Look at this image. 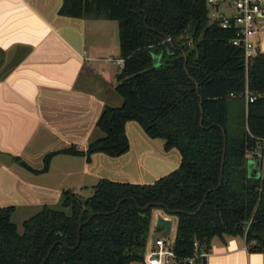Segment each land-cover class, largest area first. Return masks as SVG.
<instances>
[{
	"label": "trees",
	"instance_id": "16d2710c",
	"mask_svg": "<svg viewBox=\"0 0 264 264\" xmlns=\"http://www.w3.org/2000/svg\"><path fill=\"white\" fill-rule=\"evenodd\" d=\"M57 13L117 22L114 90L122 103L103 107L95 122L101 136L85 149L50 151L40 169L15 160L39 174L57 154L118 157L129 150L125 123L134 121L164 150L176 149L180 164L149 184L100 179L85 199L63 190L61 209L42 206L22 233L11 221L15 207H0V264H41L52 246L44 264L142 263L157 207L141 208L151 202L181 211L174 243L181 256L195 241L210 249L225 236L264 251V157L254 154L264 137V53L245 66L232 31L210 22L204 0H61ZM248 161H257L258 176H249Z\"/></svg>",
	"mask_w": 264,
	"mask_h": 264
},
{
	"label": "crops",
	"instance_id": "0c3cea01",
	"mask_svg": "<svg viewBox=\"0 0 264 264\" xmlns=\"http://www.w3.org/2000/svg\"><path fill=\"white\" fill-rule=\"evenodd\" d=\"M60 5L61 0H0V82L8 79L17 93L0 87V207L14 206L13 214L58 202L62 191L39 182L57 163L73 168V192L86 189V179L92 189L100 179L149 184L180 164L176 149L164 150L163 140L148 138L134 121L125 123L129 150L118 157L94 153L86 161L57 154L39 174L15 160L40 169L46 153L70 144L85 149L101 136L95 122L106 102L77 85L89 65L83 43L88 20L58 15ZM252 169L260 173L258 163ZM207 263L264 264V251H251L242 237H214Z\"/></svg>",
	"mask_w": 264,
	"mask_h": 264
},
{
	"label": "built area",
	"instance_id": "2783aa9c",
	"mask_svg": "<svg viewBox=\"0 0 264 264\" xmlns=\"http://www.w3.org/2000/svg\"><path fill=\"white\" fill-rule=\"evenodd\" d=\"M208 7L210 22L216 23L222 29L231 30V44L242 50L245 66L259 53H264V0H204ZM120 63V60H118ZM255 96L247 90L244 101L252 102ZM264 137L254 149L257 158L264 157ZM170 222L168 230L157 227L158 218ZM177 216L171 215L160 208L151 212L147 241L143 253V264H208L210 249L193 243L192 252L181 256L175 251ZM173 226H175L173 228ZM163 230L164 234H160Z\"/></svg>",
	"mask_w": 264,
	"mask_h": 264
},
{
	"label": "rangeland",
	"instance_id": "374dc122",
	"mask_svg": "<svg viewBox=\"0 0 264 264\" xmlns=\"http://www.w3.org/2000/svg\"><path fill=\"white\" fill-rule=\"evenodd\" d=\"M83 34L85 63L89 65L81 71L77 85L103 98L107 106L119 107L122 99L114 90L115 74L119 68L117 22L114 20H88L85 23ZM255 159L259 160V158ZM71 170L73 168L70 165L57 163L56 168H53L49 174L39 178V182L56 186L61 191L68 190L69 188L73 190V186H76V183L73 180V171ZM85 182L88 184L86 189H79L77 187L74 190L82 199L91 196L93 193V189L89 185L90 179H86ZM48 206L58 210L61 209L59 200ZM33 210L32 208L26 211L18 210L13 214L11 221L16 225L18 233H22L23 231V220L28 219L37 211ZM159 233L164 234L163 230H159Z\"/></svg>",
	"mask_w": 264,
	"mask_h": 264
},
{
	"label": "water",
	"instance_id": "95a60500",
	"mask_svg": "<svg viewBox=\"0 0 264 264\" xmlns=\"http://www.w3.org/2000/svg\"><path fill=\"white\" fill-rule=\"evenodd\" d=\"M167 40H169V38L167 39ZM1 86H3V87H7L9 90L8 91H11V92H14V93H16L15 91H14V89L12 88V86L9 84V81H8V79L7 80H5V82H3V83H1L0 82V87ZM17 94V93H16ZM7 97V96H6ZM11 98H12V96H11ZM11 98H9V99H11ZM223 135H225L224 134V132H223ZM222 166V165H221ZM252 166H253V161H248V173H249V176H251V177H256V176H258V174L259 173H256V172H252ZM222 168V167H221ZM219 183H220V181H219ZM133 200V199H132ZM120 202V201H119ZM119 202L117 203V206L119 205ZM203 203V201L201 202V204ZM201 204L199 205V207L197 208V210L200 208V206H201ZM148 207H157V208H160V209H163V210H165V212L166 213H168V214H171V215H177L179 212H181V211H171V210H167V209H165V207L163 206V205H160V204H158V203H154V202H151V203H147L144 207H142L141 209L142 210H144V209H147ZM117 208V207H116ZM116 210V209H115ZM196 210V211H197ZM195 211V212H196ZM194 212V213H195ZM194 213H190V214H194ZM95 214H103V213H95ZM95 214H90L89 215V217H88V219H86L82 224H85L92 216H94ZM81 226L82 225H80L79 227H78V232H79V230H80V228H81ZM162 226H164V228L166 229V230H168V228H169V226H170V222L169 221H166V220H164L163 218H158V220H157V227H162ZM52 248H53V246L49 249V251H48V253H47V255L45 256V258L43 259V261H42V263L41 264H44V262H45V260L47 259V257H48V254L51 252V250H52Z\"/></svg>",
	"mask_w": 264,
	"mask_h": 264
}]
</instances>
